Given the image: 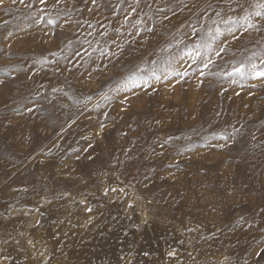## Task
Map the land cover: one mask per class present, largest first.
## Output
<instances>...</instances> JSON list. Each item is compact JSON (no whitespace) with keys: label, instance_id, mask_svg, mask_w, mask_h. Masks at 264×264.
<instances>
[{"label":"rangeland","instance_id":"374dc122","mask_svg":"<svg viewBox=\"0 0 264 264\" xmlns=\"http://www.w3.org/2000/svg\"><path fill=\"white\" fill-rule=\"evenodd\" d=\"M0 264H264V0H0Z\"/></svg>","mask_w":264,"mask_h":264}]
</instances>
